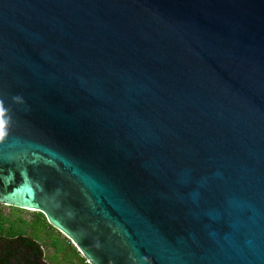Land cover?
<instances>
[{"label":"water","instance_id":"obj_1","mask_svg":"<svg viewBox=\"0 0 264 264\" xmlns=\"http://www.w3.org/2000/svg\"><path fill=\"white\" fill-rule=\"evenodd\" d=\"M0 109V203L88 263L264 264V0H0Z\"/></svg>","mask_w":264,"mask_h":264},{"label":"rangeland","instance_id":"obj_2","mask_svg":"<svg viewBox=\"0 0 264 264\" xmlns=\"http://www.w3.org/2000/svg\"><path fill=\"white\" fill-rule=\"evenodd\" d=\"M36 213L37 212L33 210H24L0 203V214L9 220V222L6 223V226H9L6 228L7 234L11 233V230L20 232L23 231L22 229H24L27 231L29 227H31V221L33 220V217L36 215ZM19 218H22L25 223L20 224L18 222ZM13 221H15V223L11 224ZM45 227L48 228L49 232L48 234L44 233L43 235L44 239L42 242V247L45 254V259L49 264H67L68 262L70 264H83V259H80L75 249L68 244V242L72 241L66 235H64L58 229L52 227L49 223L45 224ZM57 240L59 241L58 246H60V251H62L61 256H59L56 253L55 248L50 245L51 241L53 242ZM81 256L83 257L82 254ZM75 257L77 259V261L75 260L76 262L73 261V258Z\"/></svg>","mask_w":264,"mask_h":264},{"label":"flooded vegetation","instance_id":"obj_3","mask_svg":"<svg viewBox=\"0 0 264 264\" xmlns=\"http://www.w3.org/2000/svg\"><path fill=\"white\" fill-rule=\"evenodd\" d=\"M37 213L27 231L22 229L24 232H19L15 236L6 237V239L0 241V246H5L4 258L0 259V264H49L46 259L39 255L37 247L41 244V249H43L42 219H38ZM18 222L20 224L25 223L22 218H19ZM34 224H36L35 227L32 226Z\"/></svg>","mask_w":264,"mask_h":264},{"label":"trees","instance_id":"obj_4","mask_svg":"<svg viewBox=\"0 0 264 264\" xmlns=\"http://www.w3.org/2000/svg\"><path fill=\"white\" fill-rule=\"evenodd\" d=\"M37 217L38 219H42V230H43V235L44 233H47L48 234V228L45 227V224H48V221L46 219V217L44 216L43 213L41 212H38L37 213ZM9 220L5 217H3L1 214H0V241H3L4 239H6V237H10V236H15L16 234H18L19 232L18 231H13L11 230L12 232L11 233H6V223H8ZM14 224V223H13ZM35 227V224L32 225ZM53 227V226H52ZM30 228V227H29ZM20 232H24L23 231H20ZM44 239V238H43ZM58 240L57 241H51L50 245L55 248L56 250V253L61 256V253L62 251H60V246H58ZM68 244L75 249V251L78 253V256L80 257V259H83V264H90L86 261V259L84 257L81 256L80 252L78 251L77 247L72 243V242H68ZM38 250H39V255H41L44 259H45V254H44V251L43 249H41V244H39L38 246ZM4 254H5V246H0V259L4 258ZM77 259L76 257L73 258V261L76 262ZM67 264H70L69 262Z\"/></svg>","mask_w":264,"mask_h":264},{"label":"clouds","instance_id":"obj_5","mask_svg":"<svg viewBox=\"0 0 264 264\" xmlns=\"http://www.w3.org/2000/svg\"><path fill=\"white\" fill-rule=\"evenodd\" d=\"M0 111H2V109H0ZM5 131H4V124H3V121H0V139H3V137L5 136ZM144 261H149V258L148 257H144L143 258ZM132 264H139V261L136 260L135 258H133L132 260Z\"/></svg>","mask_w":264,"mask_h":264},{"label":"bare ground","instance_id":"obj_6","mask_svg":"<svg viewBox=\"0 0 264 264\" xmlns=\"http://www.w3.org/2000/svg\"><path fill=\"white\" fill-rule=\"evenodd\" d=\"M30 210H34V209H30Z\"/></svg>","mask_w":264,"mask_h":264}]
</instances>
